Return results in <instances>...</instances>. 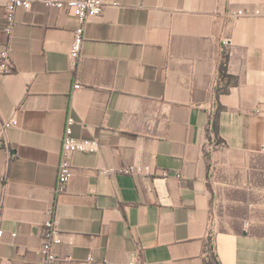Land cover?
Returning a JSON list of instances; mask_svg holds the SVG:
<instances>
[{"label": "crops", "instance_id": "obj_1", "mask_svg": "<svg viewBox=\"0 0 264 264\" xmlns=\"http://www.w3.org/2000/svg\"><path fill=\"white\" fill-rule=\"evenodd\" d=\"M103 1L73 70L72 15L32 0L8 37L0 0V127L17 120L0 133V264H44L52 205L47 264H264V16H232L264 0ZM69 116L99 146L55 194ZM133 162L154 172H104Z\"/></svg>", "mask_w": 264, "mask_h": 264}, {"label": "built area", "instance_id": "obj_2", "mask_svg": "<svg viewBox=\"0 0 264 264\" xmlns=\"http://www.w3.org/2000/svg\"><path fill=\"white\" fill-rule=\"evenodd\" d=\"M46 6L56 8L59 10H65L72 15L76 21V27L73 30V37L68 52V66L75 70L78 68L81 61V48L84 40V28L89 18L100 15L103 9L107 5L103 0H41ZM32 0H6L4 6V18L3 28L6 31L8 37L11 36L13 26L15 23V14L17 10H29L31 8ZM113 5H117L113 3ZM234 17H261L264 16V2L256 5L252 8H239L232 12ZM224 45L229 44V38H223ZM11 69L10 61V48L4 47L0 51V74L9 72ZM82 84L76 82L74 88H81ZM17 124V123H16ZM16 124H9V120L3 122L0 127V133L3 134L5 130ZM74 119L69 116L66 119L63 135L61 137V147L59 152V162L57 165V182L54 188V193L59 194L65 190V187L73 174V167L71 158L75 152H92L97 150L99 144L94 138H80L73 134L72 126ZM2 142V136L0 135V143ZM163 174H166L164 170H161ZM107 174L120 172L129 175H150L154 172L149 164L133 162L120 168H106L104 170ZM243 227L246 229L249 227V222L244 221ZM4 230L0 228V237L4 235ZM15 232H11V236H15ZM62 242L61 236L57 230V219L55 215V206L52 205L46 210V218L43 221L41 228V245L39 252L42 255V261L44 264L52 262L58 258L55 248ZM89 260H93L92 256L88 257ZM128 264H146L140 259L131 260Z\"/></svg>", "mask_w": 264, "mask_h": 264}, {"label": "bare ground", "instance_id": "obj_3", "mask_svg": "<svg viewBox=\"0 0 264 264\" xmlns=\"http://www.w3.org/2000/svg\"><path fill=\"white\" fill-rule=\"evenodd\" d=\"M16 123H17V120L16 119L9 120V124H16Z\"/></svg>", "mask_w": 264, "mask_h": 264}, {"label": "trees", "instance_id": "obj_4", "mask_svg": "<svg viewBox=\"0 0 264 264\" xmlns=\"http://www.w3.org/2000/svg\"><path fill=\"white\" fill-rule=\"evenodd\" d=\"M248 231H249L248 229L245 230L246 233H248Z\"/></svg>", "mask_w": 264, "mask_h": 264}]
</instances>
